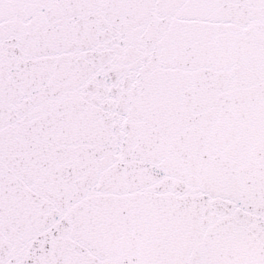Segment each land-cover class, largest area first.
<instances>
[{
  "label": "snow or ice",
  "instance_id": "obj_1",
  "mask_svg": "<svg viewBox=\"0 0 264 264\" xmlns=\"http://www.w3.org/2000/svg\"><path fill=\"white\" fill-rule=\"evenodd\" d=\"M0 264H264V0H0Z\"/></svg>",
  "mask_w": 264,
  "mask_h": 264
}]
</instances>
